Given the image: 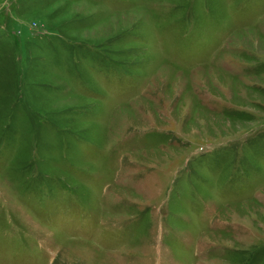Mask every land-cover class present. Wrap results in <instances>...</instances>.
Listing matches in <instances>:
<instances>
[{"label": "rangeland", "instance_id": "374dc122", "mask_svg": "<svg viewBox=\"0 0 264 264\" xmlns=\"http://www.w3.org/2000/svg\"><path fill=\"white\" fill-rule=\"evenodd\" d=\"M0 264H264V0H0Z\"/></svg>", "mask_w": 264, "mask_h": 264}, {"label": "bare ground", "instance_id": "6f19581e", "mask_svg": "<svg viewBox=\"0 0 264 264\" xmlns=\"http://www.w3.org/2000/svg\"><path fill=\"white\" fill-rule=\"evenodd\" d=\"M89 5H90V4H89ZM91 8H92V7H91ZM91 8H90V9H91ZM88 9H89V8H88ZM175 70H176V69H175Z\"/></svg>", "mask_w": 264, "mask_h": 264}]
</instances>
